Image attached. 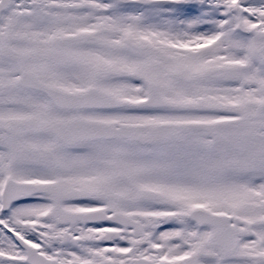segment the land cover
Here are the masks:
<instances>
[{
	"label": "snow or ice",
	"instance_id": "obj_1",
	"mask_svg": "<svg viewBox=\"0 0 264 264\" xmlns=\"http://www.w3.org/2000/svg\"><path fill=\"white\" fill-rule=\"evenodd\" d=\"M0 264H264V0H0Z\"/></svg>",
	"mask_w": 264,
	"mask_h": 264
}]
</instances>
